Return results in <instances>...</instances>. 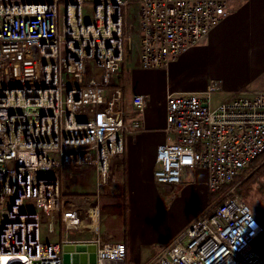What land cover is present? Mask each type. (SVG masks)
<instances>
[{
    "label": "built area",
    "instance_id": "1",
    "mask_svg": "<svg viewBox=\"0 0 264 264\" xmlns=\"http://www.w3.org/2000/svg\"><path fill=\"white\" fill-rule=\"evenodd\" d=\"M237 1L0 0V264H64L63 245L95 247L88 264H125V245L100 228L99 206L101 196L121 193L113 164L129 109L142 115L146 107L140 95L125 99V64L166 70ZM221 94L212 82L203 93L166 97L171 142L156 149L153 180L172 199L184 169H204L214 193L264 153V88L213 102ZM81 169L95 175V192L63 200L61 175ZM236 186L147 264H264V245L262 255L254 246L264 230Z\"/></svg>",
    "mask_w": 264,
    "mask_h": 264
},
{
    "label": "crops",
    "instance_id": "2",
    "mask_svg": "<svg viewBox=\"0 0 264 264\" xmlns=\"http://www.w3.org/2000/svg\"><path fill=\"white\" fill-rule=\"evenodd\" d=\"M132 10L128 9L127 13ZM123 75L125 99L130 101L133 96L140 95L145 98L146 107L142 115H138L134 108L129 109L126 120L128 133L123 138L122 156L113 164L114 180L121 186V193L113 197H117L118 202L120 200L121 215L122 207L124 210L123 224L127 229L120 237L111 236V241L125 245V261L147 264L169 245L153 255L143 254L142 257V250L149 244L152 232V223L143 218V211L155 205L153 194L158 188L153 180L156 149L159 145L171 142L164 131L166 97L170 93H203L212 82H217L223 91L218 96L220 100L227 93L243 87L264 88V0H239L232 3L226 17L208 36L181 54L166 70H143L135 61H128ZM133 120L139 121V129L131 126ZM181 175L180 184L174 191L176 195L173 203L185 206L188 214L179 226L176 237L209 206L207 172L202 168L184 169ZM73 181L74 184L65 186V189L79 184ZM79 185L75 192H61L62 199L90 195L85 190L87 188ZM70 236L75 237L74 234ZM61 237L63 227L60 224L53 240L60 241ZM88 247L75 246L70 264L75 263L76 255L80 264V254L87 252Z\"/></svg>",
    "mask_w": 264,
    "mask_h": 264
},
{
    "label": "rangeland",
    "instance_id": "3",
    "mask_svg": "<svg viewBox=\"0 0 264 264\" xmlns=\"http://www.w3.org/2000/svg\"><path fill=\"white\" fill-rule=\"evenodd\" d=\"M92 6H86L82 11V16L84 19H89L91 15ZM132 9V8H130ZM125 20L127 21V27L130 29V33L132 35L133 43H137V34H138V21L136 16L135 9L130 13H126ZM135 50L133 51V53ZM132 54V53H130ZM128 57V56H127ZM129 67V66H128ZM213 102H219L220 98L218 96H213ZM264 163L262 160L256 168L260 167ZM116 169V166H115ZM75 171H69V173H63L61 175V192L67 190H73L71 192H75L76 189L80 186H84L85 190H88L90 195L95 192L94 184H95V175L91 170L81 169ZM251 173V172H249ZM248 173V175H249ZM252 174V173H251ZM250 174V175H251ZM246 175L245 177H249ZM75 176L76 179H74ZM182 177V175H181ZM243 178L244 181L246 178ZM77 182V186L65 189V186H71L74 184V181ZM91 186V187H88ZM249 189L247 194L242 197L244 204L248 207L251 212L253 218L260 224V226L264 230V169L261 173L257 175V177L250 182L247 186ZM94 189V190H93ZM86 192V191H84ZM176 195V193L174 192ZM155 205H151L149 209L143 211V218H147L152 223V232L149 237V244L144 247L142 250V257L144 255H153L158 252L160 248L162 249L168 243L170 244L177 236V230L179 226L185 221L187 217L188 211L185 206H181L177 203H173L174 198L172 199L168 195H166L160 187L156 188V194L154 193ZM158 197H157V196ZM117 197L103 195L99 199L100 206V228L103 231H106L112 237H120L126 232L125 223L123 224V207H122V215H121V206L120 200L118 202ZM119 205L118 207H113V205ZM28 209H33L32 203L27 204ZM141 211L143 210L140 209ZM126 213V211H125ZM63 238L61 237L60 240ZM113 239V238H112ZM114 242V241H112ZM261 245H264V234L259 237L255 242L254 246L259 248V253L262 255ZM75 251L74 245H63L62 246V258L64 264L71 263V254ZM96 261L95 255V247L89 246L87 252H82L80 254V264H88ZM125 264H131L128 260L125 261ZM133 264V263H132Z\"/></svg>",
    "mask_w": 264,
    "mask_h": 264
},
{
    "label": "trees",
    "instance_id": "4",
    "mask_svg": "<svg viewBox=\"0 0 264 264\" xmlns=\"http://www.w3.org/2000/svg\"><path fill=\"white\" fill-rule=\"evenodd\" d=\"M262 160H264V153L262 155H260L257 159L252 161L231 184L223 186L220 190H218V191H216L214 193H209V199H208L209 200V204H208L209 206H208V208L211 207L213 204H215L217 201H219L221 199V197L231 187H234L236 185L237 186L235 188V192L242 199V197L244 195H246L248 190H249V189H247L248 188L247 186L264 169V163L260 167L256 168L257 165ZM251 171H253L252 174L249 177L246 178L245 176L248 175V173L251 172ZM244 177L246 179L244 181H242ZM84 196H87V195H78L77 197H84Z\"/></svg>",
    "mask_w": 264,
    "mask_h": 264
},
{
    "label": "water",
    "instance_id": "5",
    "mask_svg": "<svg viewBox=\"0 0 264 264\" xmlns=\"http://www.w3.org/2000/svg\"><path fill=\"white\" fill-rule=\"evenodd\" d=\"M74 262H75V264H78L79 263V257H78V255L75 256V261Z\"/></svg>",
    "mask_w": 264,
    "mask_h": 264
}]
</instances>
